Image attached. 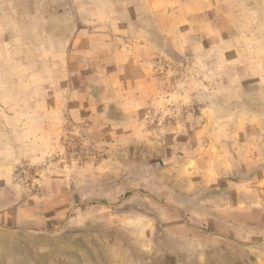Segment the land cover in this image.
I'll list each match as a JSON object with an SVG mask.
<instances>
[{"label":"rangeland","instance_id":"1","mask_svg":"<svg viewBox=\"0 0 264 264\" xmlns=\"http://www.w3.org/2000/svg\"><path fill=\"white\" fill-rule=\"evenodd\" d=\"M0 264H264V0H0Z\"/></svg>","mask_w":264,"mask_h":264}]
</instances>
